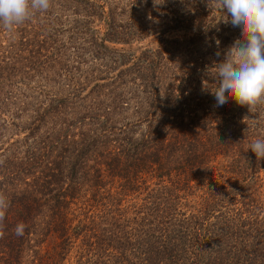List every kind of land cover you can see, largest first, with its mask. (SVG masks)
I'll return each mask as SVG.
<instances>
[{"label":"trees","instance_id":"obj_1","mask_svg":"<svg viewBox=\"0 0 264 264\" xmlns=\"http://www.w3.org/2000/svg\"><path fill=\"white\" fill-rule=\"evenodd\" d=\"M221 15L50 0L0 26V264H264V102L214 106Z\"/></svg>","mask_w":264,"mask_h":264},{"label":"clouds","instance_id":"obj_2","mask_svg":"<svg viewBox=\"0 0 264 264\" xmlns=\"http://www.w3.org/2000/svg\"><path fill=\"white\" fill-rule=\"evenodd\" d=\"M216 4L222 13L219 21L237 28L240 37L226 49L223 60L212 67L216 87L210 91L214 106H223L231 99L237 105L255 108L264 102V0H216ZM49 8L50 0H0V26L11 30ZM251 124L255 127V120ZM248 148L258 159L264 158V138L256 139ZM9 206L6 196L0 194V222ZM25 227L18 223L15 234L23 236Z\"/></svg>","mask_w":264,"mask_h":264},{"label":"rangeland","instance_id":"obj_3","mask_svg":"<svg viewBox=\"0 0 264 264\" xmlns=\"http://www.w3.org/2000/svg\"><path fill=\"white\" fill-rule=\"evenodd\" d=\"M120 45L119 44H115L113 47H119Z\"/></svg>","mask_w":264,"mask_h":264}]
</instances>
